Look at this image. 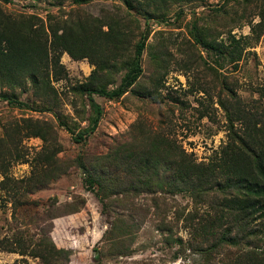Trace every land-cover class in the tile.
Here are the masks:
<instances>
[{
    "label": "trees",
    "instance_id": "trees-1",
    "mask_svg": "<svg viewBox=\"0 0 264 264\" xmlns=\"http://www.w3.org/2000/svg\"><path fill=\"white\" fill-rule=\"evenodd\" d=\"M166 1L157 0L159 4ZM245 1L246 6L257 4V0ZM258 13L261 20L257 24L262 25V4ZM132 33L131 23L125 18L71 17L45 23L37 15L17 17L0 10V83L18 86L23 78H29L33 87L42 83L50 87V74L55 80L66 75L60 62L64 52L74 60L87 59L94 67L73 89L87 96L84 106L85 110L87 105L90 108L88 125L77 131L62 113L54 112L73 140L83 143L103 112L93 95L115 99L134 83H140L147 33L141 31L140 38L134 41ZM194 39L216 54L218 60L237 64L241 58L243 37L230 35L228 41H217L206 31H198ZM117 73L121 74L119 84L108 88L116 83ZM225 90L224 96L222 91L218 93V102L227 119L228 139L207 162H196L172 137L140 126L131 140L118 144L112 154H103L101 162L81 154L72 162L64 161L58 157L61 145L52 123L31 118L6 123L0 135V189L13 193L14 211L9 233L0 240L1 248L21 255L20 264H27V257L37 259L38 264H70L72 248L57 246L50 235L53 219L78 212L84 202L64 204L58 212L49 204L35 215L22 214L17 208L21 198L57 179L74 164L84 173L88 188L95 192L108 223L100 239L107 248L99 251L95 264H106L101 258L105 254H128L134 239L136 223L129 213L116 209L113 198L133 207L138 197L154 195L151 208L157 213L161 202L169 205L163 198L165 194L178 193H187L196 204L207 207L183 216L190 235L187 246L201 254L202 264H264V105L257 98L247 102L233 89ZM0 98L8 96L1 94ZM29 137L42 140L31 160L22 151V141ZM107 161L113 163L114 169L107 168ZM16 162L31 165L30 174L20 181L8 175ZM156 193L162 194L161 202ZM182 215L181 212L179 216ZM159 226L172 235L173 225L165 217Z\"/></svg>",
    "mask_w": 264,
    "mask_h": 264
},
{
    "label": "rangeland",
    "instance_id": "rangeland-1",
    "mask_svg": "<svg viewBox=\"0 0 264 264\" xmlns=\"http://www.w3.org/2000/svg\"><path fill=\"white\" fill-rule=\"evenodd\" d=\"M226 1L167 0L159 4L157 0H0V10L17 17L33 14L45 23L71 17L125 18L131 23L133 41L140 38L141 31L147 33L140 83H134L115 99L93 95L103 112L85 142L76 143L72 134L59 124L54 112L62 113L77 131L88 125L90 108L87 105L85 110L84 106L87 96L73 88L85 81L94 66L85 58L74 60L65 52L60 62L65 66L66 75L55 80L50 74V87L43 83L33 87L29 78H23L18 86L0 83V95L8 96V99L0 98V135L6 123L22 118L48 121L61 145L60 160L72 162L81 154L101 162L103 154H112L118 144L131 140L140 126L172 137L196 162L209 161L228 139L227 119L218 102V93L222 91L224 96L225 89L231 88L243 100L257 98L264 105V22L257 24L261 20L259 7L264 6V0L247 6L245 0ZM220 6L222 10L218 9ZM198 31H206L217 41H228L230 35L243 37L237 64L218 60L216 54L196 43L194 35ZM114 77L116 83L109 84L108 88L119 84L121 74ZM41 146L42 140L38 137L22 141V151L30 160ZM106 166L114 169L110 161ZM30 171L29 162H16L10 166L8 175L20 181ZM84 177L82 170L71 164L57 179L21 198L17 208L22 214L35 215L41 214L49 204L58 212L64 204L84 202L78 212L53 219L50 235L57 246L72 248L70 264H95L99 251L107 248L100 239L108 223ZM152 196L138 197L133 207L129 202L113 198L116 209L129 213L136 223L134 239L128 254H105L101 256L102 262L202 264L201 254L187 246L190 235L184 227L183 216L195 209L205 210L206 205L196 204L187 193L165 194L163 198L169 205L162 204L160 197L159 213H154ZM13 197V193L0 189V240L9 233ZM181 212L183 215L179 216ZM164 217L173 225L171 236L159 226ZM20 263L21 255L0 246V264ZM27 264H38V260L27 257Z\"/></svg>",
    "mask_w": 264,
    "mask_h": 264
}]
</instances>
